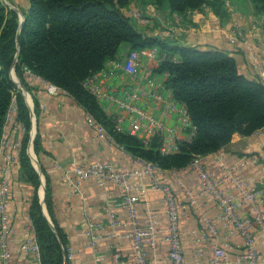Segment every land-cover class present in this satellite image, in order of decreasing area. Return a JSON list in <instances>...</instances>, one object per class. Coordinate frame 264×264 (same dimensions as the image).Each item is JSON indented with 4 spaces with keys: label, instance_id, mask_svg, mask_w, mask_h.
Masks as SVG:
<instances>
[{
    "label": "trees",
    "instance_id": "16d2710c",
    "mask_svg": "<svg viewBox=\"0 0 264 264\" xmlns=\"http://www.w3.org/2000/svg\"><path fill=\"white\" fill-rule=\"evenodd\" d=\"M135 1L28 0L21 25L17 11L0 0V138L15 99L17 119L25 127L19 152V180L34 190L29 215L43 264H65L67 236L54 219L57 232L53 231L40 204V178L29 149L33 143L35 154L39 155L43 151L42 137L38 125L31 136V112L22 89L13 79V70L29 92L32 88L27 71L64 91L119 147L137 160L153 163L162 170H183L196 157L204 158L225 149L235 134L250 137L264 129V83L259 76L253 79L245 76L235 56L227 51L191 46L184 37L154 36L139 29L125 14ZM226 1L151 0L150 3L169 19L173 15L186 18L207 8L223 19L229 15ZM249 2L256 17L264 16V0ZM123 47L129 54L153 48L160 52L161 61L154 73L169 74L165 84L173 99L185 104L197 127L192 141L178 142L177 152L163 154L159 135L144 143L137 136L118 130L114 117L84 88V81L118 58ZM46 206L53 218L48 179Z\"/></svg>",
    "mask_w": 264,
    "mask_h": 264
},
{
    "label": "crops",
    "instance_id": "0c3cea01",
    "mask_svg": "<svg viewBox=\"0 0 264 264\" xmlns=\"http://www.w3.org/2000/svg\"><path fill=\"white\" fill-rule=\"evenodd\" d=\"M226 2L229 15L223 19L208 8L204 12H194L186 18L173 15L169 19L154 5L141 6L143 0H136L125 14L129 16L131 9L140 11L146 22L138 24V28L148 34L184 37L185 42L191 46L216 47L227 51L235 56L245 76L257 78L258 74L253 69L252 62L257 57L264 63V16L256 17L250 2L242 6H237L229 0ZM28 7L26 0L25 10H28ZM238 24L247 32L246 43L230 41ZM128 55L127 48L123 47L115 60L123 61ZM139 57L142 66L153 71L157 82L166 81L162 75L154 73L159 64L152 58V49L140 51ZM28 82L32 91L21 89L32 116V137L38 125L43 143V151L39 155L35 154L33 143L29 153L32 165L40 178L38 196L43 213L54 232L57 231L53 219L67 236V245L64 248L70 250L73 259L65 264H134L133 241L130 236L133 227L129 213L117 205V202L124 199L123 190L114 184L100 185L94 179H79L74 170L102 162L116 169L140 171L141 163L109 136L102 135L91 127L87 113L72 97L64 92L56 96L50 95L45 83L39 78H28ZM108 83L119 85L118 80L114 79ZM168 92L171 96V91ZM35 105L39 117L35 112ZM102 107L110 116L115 118L118 115L113 106ZM175 122V118L171 117L169 124ZM127 127L123 124V130L120 131L125 132ZM202 160L217 178L226 175V172L220 170V163L232 168H238L241 163H245L243 176L249 182L263 181L264 129L250 137L235 134L229 146ZM159 176L173 187L179 203L183 206L180 230L185 262L208 264L214 255V244L204 236L203 218L209 217L216 221L221 215V210L210 197L201 194L198 176L190 168L178 171L162 170ZM11 179L8 208L13 227L10 237L11 264H27V257L21 252V244L27 237L26 226L31 220L29 209L34 190L32 186L19 180L18 166L13 168ZM47 179L51 186L53 218L46 206ZM140 181L144 192H139L143 198L136 204L139 227L146 228L149 209L157 214L159 227L157 247L146 246L147 258L157 264H170L167 241L169 218L164 195L150 187L148 176L142 180L136 176L131 178L132 183ZM184 188L193 191L195 204L188 203ZM241 214H249L248 208ZM111 215L120 222V226L113 225ZM91 222L98 227L96 232L101 235L94 245L89 244L90 237L87 235V227ZM255 235L259 264H264V229L257 230ZM242 243L240 236H232L227 249L230 260L236 259Z\"/></svg>",
    "mask_w": 264,
    "mask_h": 264
},
{
    "label": "built area",
    "instance_id": "2783aa9c",
    "mask_svg": "<svg viewBox=\"0 0 264 264\" xmlns=\"http://www.w3.org/2000/svg\"><path fill=\"white\" fill-rule=\"evenodd\" d=\"M129 17L137 24L146 22L143 14L138 10H129ZM247 38V32L238 24L230 41L246 43ZM152 58L158 64L161 61L157 48L152 49ZM252 66L264 83V63L255 57ZM26 75L29 79L37 78L29 71ZM162 76L166 80L169 74L163 73ZM112 79L118 80L119 85L113 86L108 83ZM44 83L47 92L52 96L64 92L50 83ZM83 86L102 106L110 105L116 108L118 115L114 120L118 130H123V124H126L128 126L126 131L142 139L144 143L149 142L156 135L161 136L163 154L177 152L179 141L190 142L196 135L197 127L193 124L185 104L175 101L172 93L171 96L169 95L170 89L165 82H157L153 77V71L142 66L139 52H131L123 61H110L105 69L87 78ZM171 117L175 118V124H169ZM88 123L102 135H107L104 128L89 116ZM24 131L25 127L17 119V106L14 99L0 138V264H11L10 237L13 234V227L8 214L11 176L13 168L19 165V152ZM138 161L142 165L140 171L116 169L112 165L100 162L76 168L74 172L79 179H94L100 185L114 184L123 190L124 199L117 202V205L125 208L129 213L133 227L130 236L133 241L134 264H157L150 261L146 253L147 245L152 248L157 247L159 232L157 214L149 209L146 228L139 227L136 204L143 198L139 192H144V186L141 181L131 182L133 176L138 177L139 180L148 176L150 187L161 191L167 204L170 264H187L184 259L180 230L183 206L179 203L173 187L159 176L162 169L153 163ZM187 168L198 176L201 194L210 197L221 210V215L216 221L209 217L203 218L204 236L214 244V255L208 264H259L255 234L257 230L264 229V180L249 182L242 173L245 163H241L238 168L220 163V170L226 172L222 178H217L211 170L206 168L202 157H196ZM184 190L188 203L195 204L193 191L188 188ZM246 208L249 214L242 215L241 212ZM111 217L113 225H121L113 215ZM97 228L92 222L87 227L91 245H94L101 237L99 232H96ZM26 232L27 237L21 244V252L27 257V264H43L41 249L31 220L26 226ZM235 235L240 236L243 243L236 259L230 260L227 249L232 236ZM69 251V249L65 250V262L73 259Z\"/></svg>",
    "mask_w": 264,
    "mask_h": 264
},
{
    "label": "rangeland",
    "instance_id": "374dc122",
    "mask_svg": "<svg viewBox=\"0 0 264 264\" xmlns=\"http://www.w3.org/2000/svg\"><path fill=\"white\" fill-rule=\"evenodd\" d=\"M4 2H5V4L8 6V7H10V8H12V9H14L15 11H17V13L19 14V17H20V21L23 19V12H24V10L26 9V0H3ZM231 3H233V4H235V5H237L238 6V4L240 5V6H242V5H245V4H249L248 2H249V0H229ZM144 2V1H143ZM151 0H146L145 1V3H143V4H140L141 6L143 5H145V7L146 6H148V5H152L151 3ZM226 5L228 6V3L226 2ZM138 6V5H137ZM146 15V14H145ZM136 23V22H135ZM136 25L138 26V24L136 23ZM13 79H15V80H18V78H17V76H16V74L14 75V78ZM32 79V78H31ZM18 82L20 83V81L18 80ZM21 84V83H20ZM22 85V84H21ZM22 87H24L23 85H22ZM31 136H32V131H31Z\"/></svg>",
    "mask_w": 264,
    "mask_h": 264
},
{
    "label": "water",
    "instance_id": "95a60500",
    "mask_svg": "<svg viewBox=\"0 0 264 264\" xmlns=\"http://www.w3.org/2000/svg\"><path fill=\"white\" fill-rule=\"evenodd\" d=\"M20 22H21V25H22V23L24 22V18H23ZM14 75H15V72H14V70H13V71H12V76H13V78H14ZM14 81L18 84V86H19L20 88L23 89V91H25L24 87H22V85H21L18 81H16L15 79H14Z\"/></svg>",
    "mask_w": 264,
    "mask_h": 264
}]
</instances>
